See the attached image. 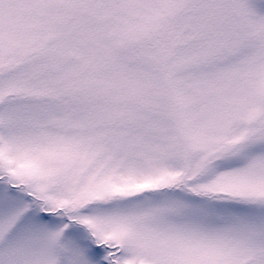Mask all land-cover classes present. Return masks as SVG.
<instances>
[{
  "label": "snow or ice",
  "instance_id": "1",
  "mask_svg": "<svg viewBox=\"0 0 264 264\" xmlns=\"http://www.w3.org/2000/svg\"><path fill=\"white\" fill-rule=\"evenodd\" d=\"M0 264H264V0H0Z\"/></svg>",
  "mask_w": 264,
  "mask_h": 264
}]
</instances>
